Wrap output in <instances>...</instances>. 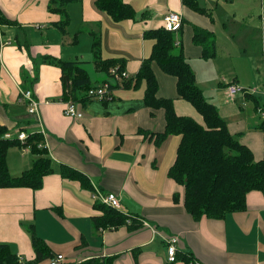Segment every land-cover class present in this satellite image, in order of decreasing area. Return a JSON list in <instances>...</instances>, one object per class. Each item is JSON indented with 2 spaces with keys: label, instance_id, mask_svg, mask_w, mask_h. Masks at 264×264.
<instances>
[{
  "label": "crops",
  "instance_id": "crops-1",
  "mask_svg": "<svg viewBox=\"0 0 264 264\" xmlns=\"http://www.w3.org/2000/svg\"><path fill=\"white\" fill-rule=\"evenodd\" d=\"M93 1L81 0L80 4L68 6L70 24L62 33L53 23L59 20V15L47 10L48 0H0V12L16 22L1 27L0 125L14 134L20 128L30 131L42 128L44 145L54 161L84 173L93 188L116 194L124 212L142 217L149 225L133 231L126 226L95 229L91 217L99 211L93 206L92 191L76 180L51 173L44 176L42 187L36 190L0 188V242L9 243L24 261L33 259L30 236L23 227L32 223L52 253L64 256L59 264L88 260L93 264H182L167 259L165 238L170 235L178 238L177 250L191 252L201 264H264V194L257 190L248 192L243 211L228 213L222 219L203 217L195 221L183 206V187L167 174L180 136L171 135L160 145L148 138L149 132L162 130L164 114L159 110L153 117L150 115L141 99L144 85L136 89L112 88L114 98L107 104L93 100L82 106L76 102L82 115L73 118L63 113V101L53 100L62 94L61 69L52 63L38 62L36 71L33 61L42 56L80 59L88 62L94 72L91 75L85 68L92 83L106 82V74L91 61L92 33H95L102 57H127L125 69L133 75L152 48V40L144 37V31L161 27L165 13H178L182 20L183 54L194 71L197 85L218 108L230 133L252 150L255 159H260L264 157V131L258 126L264 119L263 109L255 110L246 96L236 95L231 103L222 104L218 93L226 82L219 68L217 42L216 56L204 59L201 47L191 41L193 25L215 34L218 23L213 21L211 9L220 6L221 0L212 4L197 0L210 12V17L181 0H124L133 5L135 18L118 23L96 10ZM82 43L84 50L79 47ZM152 68L158 96L173 98L176 114L203 124L196 109L177 97L176 79L164 74L156 64ZM22 72L30 78L37 76L30 87L39 102L40 124L18 98ZM233 80L251 87L244 80L243 84L236 78ZM206 84L210 85L206 90L209 98L202 86ZM32 160L29 148L19 146L9 148L6 156L13 176L29 168ZM174 193H178L177 201L172 199ZM39 264L49 262L46 259Z\"/></svg>",
  "mask_w": 264,
  "mask_h": 264
},
{
  "label": "trees",
  "instance_id": "trees-1",
  "mask_svg": "<svg viewBox=\"0 0 264 264\" xmlns=\"http://www.w3.org/2000/svg\"><path fill=\"white\" fill-rule=\"evenodd\" d=\"M181 2L198 13L211 16L197 0H181ZM71 3L80 4L81 0H48L47 2V10L59 15V20L53 23L62 33L67 31L70 24L68 6ZM93 6L113 23L134 19L136 14L133 5L124 0H94ZM12 24L16 22L9 20L0 12V35L2 25ZM181 27L178 31H167L163 26L144 31V37L152 40L151 51L142 59L135 74L124 77L123 72H126L125 65L128 58L120 55L102 57L99 37L92 33L94 41L91 45V61H94L97 68L106 74L108 79L105 81L110 92L109 96L105 93L100 99H94L88 94V90L100 87L105 82L92 83L90 75L83 66L86 61L63 60L51 56H42L39 60L33 61L36 71L38 62L52 63L61 69L62 94L53 100L63 101L64 104L68 100L75 102V105L78 102L82 106L93 100L107 104L114 98L111 93L112 88L136 89L144 85L141 99L149 109L150 115L153 117L159 110L164 114L162 130L149 132L148 138L156 145H160L171 135H179L181 139L167 174L183 187L182 202L186 212L197 222L203 217L211 220L222 219L228 213L246 209L248 192L257 190L264 194V157L255 159L252 150L242 143L236 134L230 133L218 108L205 98L203 90L196 84L194 71L183 54ZM192 27L191 41L201 47V57L204 59L215 57L216 38L213 30L195 25ZM17 43L18 46L21 45ZM23 44L27 46L26 42ZM153 64H156L164 74L176 79L177 97L189 102L196 109L195 111L202 116L203 124L192 117L176 114L173 98L158 96V82L152 68ZM110 69H114L115 73L109 72ZM21 77L20 85L23 88H31V83L37 79L36 74L30 78L23 72ZM245 92L246 98L253 103L255 110L260 107L259 98L253 95L248 87H245ZM38 116H35V120L40 124ZM258 127L264 131V119L260 120ZM40 129V127L31 131L26 128L16 129L15 134L11 133L12 136L0 139V188L29 187L36 190L42 187L44 176L58 173L62 178L76 180L81 187L92 191L93 186L84 173L64 163H57L50 157L47 147L38 146L43 142ZM9 130L7 126L0 125V136ZM23 131L26 132V137L24 140H19L17 133ZM13 146L29 148L33 154L31 166L15 176L10 174L6 161L7 152ZM172 196L174 201L179 198L178 193ZM93 206L99 211V214L91 217L92 225L97 230L126 226L128 230L133 231L142 226V217L136 214L124 212L121 208L115 209L97 200ZM23 227L30 235L35 257L22 261L9 243L0 242V264H39L46 259L49 262L55 255L47 243L37 235L34 225L23 224ZM176 260L181 261L182 264H201L191 252L179 250L175 254L174 261ZM80 264H93V262L88 260Z\"/></svg>",
  "mask_w": 264,
  "mask_h": 264
},
{
  "label": "rangeland",
  "instance_id": "rangeland-1",
  "mask_svg": "<svg viewBox=\"0 0 264 264\" xmlns=\"http://www.w3.org/2000/svg\"><path fill=\"white\" fill-rule=\"evenodd\" d=\"M206 1L212 4L215 0ZM211 13L213 21L218 23L215 32L217 58L221 57L219 68L224 72L226 85L233 82V78L242 84L243 80L247 82L251 86L248 88L253 90L251 93L259 98L264 115V0H221L220 6L211 9ZM79 47L84 50L85 44H79ZM87 64L83 63L84 68L93 75L94 72ZM202 86L209 98L206 90L210 85ZM245 93L243 91L237 96H245ZM218 98L224 105L234 100L227 96L225 87L218 93Z\"/></svg>",
  "mask_w": 264,
  "mask_h": 264
},
{
  "label": "built area",
  "instance_id": "built-area-1",
  "mask_svg": "<svg viewBox=\"0 0 264 264\" xmlns=\"http://www.w3.org/2000/svg\"><path fill=\"white\" fill-rule=\"evenodd\" d=\"M162 22H163V28L167 31H178L179 28L181 27V17L178 13L175 12H167L163 15L162 17ZM1 37V35H0ZM111 73H115L114 69H110ZM129 73L127 72H123V77L128 75ZM19 100L23 101L26 105L27 108V112L30 115L33 116H38L39 111H38V107H39V102L36 98H34L33 96V91L31 88H23L21 85H19ZM225 91L227 96L230 99H233L235 94H239L243 91H245V87L242 86L241 84L237 83V82H230L229 84H227L225 86ZM107 94V96H109L110 92H109V88L107 86V82L103 83L102 86L100 87H94V88H90L88 90V94L92 97L100 99L103 97L104 94ZM64 114H66L67 116H72V117H81L82 113L78 112L76 109V105L75 102L68 100L67 102H65L64 104ZM42 136H43V142L39 143V147L43 146L45 144V132L42 131V128L39 131ZM12 136L11 133L7 132L3 135L0 136V139L4 138V137H10ZM17 137L19 140H24L26 137V132H19L17 133ZM45 146V145H44ZM92 197L103 203L104 205L107 206H111L115 209H120L121 208V203H120V199L116 194H112V192H103L101 190H99L98 188H93L92 190ZM142 225H149L148 223L142 221ZM165 242H166V253H167V259L170 262H173L175 260V254L177 251V242H178V238L177 236H167L165 238ZM64 258V256L62 254H57L55 255L53 258L50 259L49 264H59L60 261Z\"/></svg>",
  "mask_w": 264,
  "mask_h": 264
}]
</instances>
